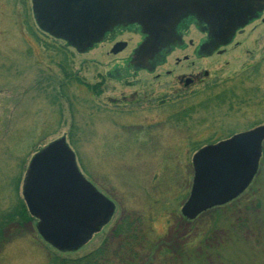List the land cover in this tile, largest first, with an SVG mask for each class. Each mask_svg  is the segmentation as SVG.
I'll use <instances>...</instances> for the list:
<instances>
[{
    "label": "rangeland",
    "instance_id": "obj_1",
    "mask_svg": "<svg viewBox=\"0 0 264 264\" xmlns=\"http://www.w3.org/2000/svg\"><path fill=\"white\" fill-rule=\"evenodd\" d=\"M136 41L118 55L109 52L111 44L78 51L39 29L32 0H0V264H47L50 255L81 257L110 234L109 227L78 250L60 252L39 236L35 221L14 217L22 206L26 210L21 188L31 161L62 138L82 179L115 202V220L137 221L131 225L133 245L120 250L119 240L109 237L102 264H264V142L256 173L234 203L194 219L181 213L193 188L196 150L264 125V22L245 27L214 52L225 49L224 57L214 54L199 63L220 80L213 93L223 91L224 78L225 89L242 82L243 90L233 91L245 98L244 104L235 103L230 110L226 103H205V94L159 111L140 102L124 111L130 122L165 124L126 130L107 121L113 115L104 104L121 92L159 90L164 70L145 72H154L167 55L180 56L168 44L155 59L144 58L143 45L136 48ZM43 44L63 48L77 77L99 85L102 95L85 85L57 90L62 75L50 60L54 53ZM179 111L186 113L181 121H170L169 114ZM130 253L137 255L135 262L127 257Z\"/></svg>",
    "mask_w": 264,
    "mask_h": 264
},
{
    "label": "flooded vegetation",
    "instance_id": "obj_2",
    "mask_svg": "<svg viewBox=\"0 0 264 264\" xmlns=\"http://www.w3.org/2000/svg\"><path fill=\"white\" fill-rule=\"evenodd\" d=\"M128 1L121 2L118 9L121 12L95 44H111V52L116 44L124 43L125 46L116 54L118 55L126 50L133 38H137L135 47L143 45L144 58L155 59L160 49L168 44H173L171 52H179L180 56L167 55L154 72H145L154 75L158 69L164 70V84L159 90H145L141 94L135 91L128 94L121 92L120 97L108 99L104 104L110 107L106 113L113 115L108 116L110 119L107 121L115 127H126V130L131 126L142 125L156 128L166 121L159 120L154 124L130 122L124 112H127L130 106L140 102L150 103L151 107L159 111L176 105L178 100L188 96L209 95L211 91L216 90L220 80H216L212 72L201 68L200 61L211 59L215 55L224 57L225 49L219 54L214 52L225 47L230 38L245 27L259 20L264 22V0H138V4L143 6L134 9L122 6ZM124 35L128 37L127 40L121 39ZM166 67L170 69H165ZM107 74L110 73L106 71V78L113 80ZM155 78L161 79V74H156ZM128 79L127 77L117 81ZM223 83L221 90L225 92V78ZM102 91L98 90L97 96H101ZM211 99L209 96V103L213 102ZM191 108L193 110L194 106ZM99 112H102L101 108ZM183 114L186 113H170V121L180 122L179 116ZM263 142L264 137L260 143V154ZM76 171L82 178L80 172L77 169ZM89 186L100 199L93 198L76 186L75 176L69 171V159L62 148L58 147L38 163L27 193L21 188V198L29 218L35 221L37 233L44 238L41 234L46 231L45 238H48V242L51 241L53 247L56 246L54 244L73 242H79L81 246L91 243L96 235L102 234L110 227V234L102 245L107 246L109 237L117 238L120 250L123 246L128 250V246L133 245L134 227L131 225L133 223L134 226L135 219H120L117 222L115 202L91 184ZM24 195L28 197L27 200ZM119 226L125 229L121 232L115 231Z\"/></svg>",
    "mask_w": 264,
    "mask_h": 264
},
{
    "label": "water",
    "instance_id": "obj_3",
    "mask_svg": "<svg viewBox=\"0 0 264 264\" xmlns=\"http://www.w3.org/2000/svg\"><path fill=\"white\" fill-rule=\"evenodd\" d=\"M123 1L32 0V12L40 30L63 40L78 51H85L113 24L114 18L121 12L118 9ZM138 2L129 0L122 6L133 9L142 7L143 5H139ZM124 46V43L116 44L111 54L119 53ZM263 137L264 125L200 150L193 158V188L189 200L181 209L182 215L193 219L199 213L224 204L242 193L256 172ZM64 142L62 138L33 158L23 186L24 192L27 193L30 188L31 177L38 163L50 155L54 148L61 147L69 159V171L75 176L76 186L93 198L100 199L76 171L73 155L63 147ZM24 197L27 200L28 197L26 195ZM45 234L46 231H43L41 235L48 242ZM50 242L48 243L51 244ZM54 245L59 251H70L78 249L81 243Z\"/></svg>",
    "mask_w": 264,
    "mask_h": 264
},
{
    "label": "trees",
    "instance_id": "obj_4",
    "mask_svg": "<svg viewBox=\"0 0 264 264\" xmlns=\"http://www.w3.org/2000/svg\"><path fill=\"white\" fill-rule=\"evenodd\" d=\"M55 39V38H54ZM44 49H46L48 52L54 53L53 56L51 57V62L55 63L56 67L59 69L60 74L62 75V81H59L57 84V87L53 85V88H57V90H63L64 87H66L67 85H85L87 89L91 90L92 92H96L98 93V89H99V85H93V86H89L88 84L82 82L78 77H77V73L73 72V70L71 69V59L69 54H67V52H65V50L61 47H52L49 46L48 44H43ZM262 62L264 63V50H263V54H262ZM253 67V69L255 70L256 64L252 65L251 68ZM255 72V74H257L256 70L253 71ZM248 79V78H247ZM73 82V83H72ZM242 82L239 83L238 86H233L234 88L230 87L227 88L225 90L228 91H221V92H217V93H213V91L210 92L209 95H206V102L209 103L208 97L211 96L214 103L217 104V106L220 105H225V103L229 106L230 110H232V105L237 103V104H244L245 98H243L242 96H237L235 94V92L233 90H243V88H241ZM51 86V83H50ZM52 87V86H51ZM68 87V86H67ZM98 88V89H97ZM204 101V100H203ZM202 101L201 104H203L204 102ZM233 136V135H232ZM208 142V141H207ZM209 145L206 147H211L214 144L212 142H208ZM207 143V144H208ZM212 143V144H211ZM204 147V148H206ZM202 147H199L198 150H196V152H199L201 150ZM23 167V166H21ZM247 189V188H246ZM246 189L242 192L245 193ZM242 193L240 194V196L242 195ZM239 196V195H238ZM235 197L234 199L212 207L210 209H207L203 212H201L196 218H198L199 216H201L202 214H205L207 212H210L212 210H219V209H225L228 207H225V205H229L232 202L234 203V201L236 199H238L239 197ZM21 204V203H20ZM20 208V207H19ZM18 208V209H19ZM24 207L22 206V210L20 211V209L15 213V210L13 211L14 217L17 215H19V217L22 218V220H26L25 216L27 217V219L29 220V216L26 212L25 209H23ZM17 210V209H16ZM13 214L12 213H7L6 217L7 219L10 221L13 218ZM125 229V228H123ZM121 228V226L116 227L115 231L117 232H121V230H123ZM106 247H104L103 245H101V247L96 248L95 250H92L91 252H89L88 254L81 256V257H76V258H59L57 256H49L48 260H47V264H102V262H104V259L106 260ZM124 248V246H123ZM132 248H134V246H132ZM125 249V248H124ZM115 256H119V252L114 253ZM127 257H130V259L135 262L137 255L130 253L128 254Z\"/></svg>",
    "mask_w": 264,
    "mask_h": 264
}]
</instances>
